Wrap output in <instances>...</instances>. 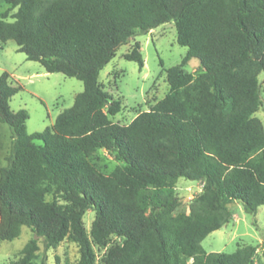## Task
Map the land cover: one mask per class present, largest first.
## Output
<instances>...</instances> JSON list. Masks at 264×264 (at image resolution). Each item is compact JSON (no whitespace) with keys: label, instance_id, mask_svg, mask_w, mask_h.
Returning a JSON list of instances; mask_svg holds the SVG:
<instances>
[{"label":"trees","instance_id":"trees-1","mask_svg":"<svg viewBox=\"0 0 264 264\" xmlns=\"http://www.w3.org/2000/svg\"><path fill=\"white\" fill-rule=\"evenodd\" d=\"M4 1L0 43L14 40L48 72L84 84L53 125L29 133V112L10 105L21 87L0 75V123L12 138L0 162V243L24 226L34 233L11 264H48L45 252L65 239L80 247L77 264H97V246L106 249L101 264H255L252 245L207 252L202 242L231 221L232 202L251 214L264 205V124L255 115L264 0ZM171 21L188 50L166 69L169 91L129 124L114 122L122 102L101 71L121 45ZM125 58L143 68L139 41ZM193 58L195 72L186 69ZM101 150L120 162L109 173L95 162ZM181 177L204 182L189 213L178 211Z\"/></svg>","mask_w":264,"mask_h":264},{"label":"rangeland","instance_id":"rangeland-1","mask_svg":"<svg viewBox=\"0 0 264 264\" xmlns=\"http://www.w3.org/2000/svg\"><path fill=\"white\" fill-rule=\"evenodd\" d=\"M9 5L0 0V14ZM13 10L12 12H15ZM10 20H12L10 18ZM177 28L174 21L164 23L146 34L132 38L121 45L116 56L100 73V81L105 89L122 102L121 111L112 116L114 122L129 124L143 111H147L169 91L166 69L179 64L185 57L188 48L177 41ZM139 41L144 57V66L140 69L136 61L128 60L125 54L130 52ZM200 62L191 59L186 69L195 72ZM9 73L12 85L21 89L10 99L11 108L15 111L26 109L29 112L27 129L29 133L43 131L53 125L56 117L66 108L74 104L75 96L84 90L83 81L76 77L67 76L61 72H48L45 67L35 60L27 58L19 51L14 40L0 43V75ZM262 105L255 114L264 124V73L260 75ZM2 149H0L1 165H6L5 157L10 152L11 131L7 124L0 123ZM95 162L104 172H111L118 164L111 154L101 150ZM204 190V182L190 180L184 177L178 179L176 192L181 199L178 211L190 212V203ZM54 195H47L52 201ZM233 217L221 229L210 233L202 242L207 252L232 253L239 247L252 245L256 247L255 264H264V205L255 214L247 213L240 201L229 205ZM95 219V211L89 209L84 215L87 231L91 230ZM34 233L24 226L20 237L12 241L0 243V264H11L21 256V251ZM115 238H113L114 240ZM40 254L44 253V245L40 243ZM98 255L97 264L105 248L95 247ZM48 264H77L80 258L79 245L69 239L62 241L56 248L45 252ZM42 260V255L38 262ZM191 261V260H190Z\"/></svg>","mask_w":264,"mask_h":264}]
</instances>
